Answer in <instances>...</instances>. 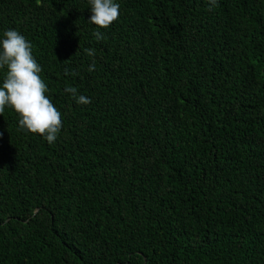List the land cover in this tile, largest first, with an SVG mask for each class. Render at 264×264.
I'll return each instance as SVG.
<instances>
[{"label":"trees","instance_id":"1","mask_svg":"<svg viewBox=\"0 0 264 264\" xmlns=\"http://www.w3.org/2000/svg\"><path fill=\"white\" fill-rule=\"evenodd\" d=\"M114 2L0 0L63 124L0 115V264H264V0Z\"/></svg>","mask_w":264,"mask_h":264},{"label":"clouds","instance_id":"2","mask_svg":"<svg viewBox=\"0 0 264 264\" xmlns=\"http://www.w3.org/2000/svg\"><path fill=\"white\" fill-rule=\"evenodd\" d=\"M91 16L89 22L98 28H107L118 19L119 4L114 0H89ZM212 4L216 0H211ZM99 41L103 34L93 33ZM0 39V68H7L6 76L0 84V115L6 106H10L19 114V127L32 133H38L53 144L62 129V114L46 95L48 88L40 76L42 67L32 54V45L18 30L8 29ZM84 52L93 57L89 71L95 70V50L85 48ZM65 75H72L68 68ZM64 91L69 93L77 104H89L91 99L78 94L74 86H66Z\"/></svg>","mask_w":264,"mask_h":264}]
</instances>
